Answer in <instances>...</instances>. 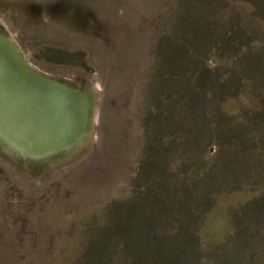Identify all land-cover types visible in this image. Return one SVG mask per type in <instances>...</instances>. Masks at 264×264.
<instances>
[{"label":"rangeland","instance_id":"1","mask_svg":"<svg viewBox=\"0 0 264 264\" xmlns=\"http://www.w3.org/2000/svg\"><path fill=\"white\" fill-rule=\"evenodd\" d=\"M189 18L200 48L191 45ZM0 33L37 72L97 101L89 138L72 158L32 163L0 150V264H76L86 238L109 229L114 205L133 202L127 218L145 224L146 214L162 210L150 200L159 188L170 194L174 179L200 174L219 152L229 167L207 195L215 206L193 220L200 260L213 264L217 246L236 258L245 241L239 264H264V209L244 210L253 217L249 237L230 219L264 191V0H0ZM205 77L218 84L219 105L235 112L224 125L232 135L193 134L177 156L179 129L187 134L191 125V91L199 93ZM249 118L234 153L237 133L228 128ZM188 182L179 193L190 192ZM147 190L152 206H139L133 200ZM162 211L171 222L168 206Z\"/></svg>","mask_w":264,"mask_h":264},{"label":"trees","instance_id":"2","mask_svg":"<svg viewBox=\"0 0 264 264\" xmlns=\"http://www.w3.org/2000/svg\"><path fill=\"white\" fill-rule=\"evenodd\" d=\"M189 22L190 27L188 35L190 33L192 34L193 42L191 45L195 49L199 47L195 42L198 28L191 18H189ZM243 50L247 51V48H243ZM203 76L204 74L200 77ZM205 78L207 80L204 82L205 85L201 87L199 93L191 91V102L189 103L191 105V110H189L190 113L188 112L189 118H191L188 123H191V125L189 126V133L187 134H182V131L179 129V145L175 149L176 152L178 150L180 151L177 156L184 155V149L186 153L189 151L191 148L190 139H192L193 134L197 135V133H200L203 138L206 137V135L210 137V135H217L218 133L232 135L226 128L231 124L227 119L236 117L235 112L224 110L226 101L219 105L218 97L221 90L218 84H216V82H209L210 80L207 77ZM208 84L210 85L208 86ZM207 102L210 103L208 107ZM212 106L214 107L212 108ZM174 116H178V114L173 115V117ZM208 117H212L214 120V122L210 121L209 125L204 120H208ZM195 120H198L200 130L195 128L196 125L192 123ZM224 125H226V127H224ZM243 126V128L236 129L235 131L228 128L231 133H237L236 139L238 140V144L233 146L234 153L240 152V147L242 146L241 142L243 140L241 137L243 134L247 133V127L253 126V124H251V119L249 118L247 126L245 124ZM176 139L175 143L177 141ZM204 139L207 140L208 137ZM258 143L262 149L260 150L261 155H264V133H260ZM201 149L203 151V146H201ZM233 155L235 156V154ZM219 156L220 152L214 159L210 158L209 160H213V162L209 163L206 169L203 167L201 170L195 171L200 174L196 175L193 171L189 173L191 183L197 179V181L193 183L192 188H189L190 192H193V194H190V192L188 193V190H185L182 194L178 192L179 189H181L179 187H183L185 183L189 181L188 177L186 179L187 181H185L184 178L181 181L174 179L170 194L169 192L164 194L161 187L159 188L160 194L155 196L153 200L150 199L160 206L162 205V210L165 206H168L170 212H172L173 222H169L168 217L165 215L166 213L161 209L160 213L155 209L154 217H152V214H146L145 224L136 225L134 220H129L126 215L127 212H131L132 209H130L129 206L133 202L129 201L120 206L114 205L107 217V221L111 223L109 229L86 238L85 247L76 264H203L199 257L200 237L192 233L195 224L193 220L197 217H203V220L206 214L211 212V208L215 206L207 195L210 191L215 190L212 188L216 187L220 172L229 167L228 162V164H223V161L220 162L221 158ZM177 162H179L177 169H182L183 171L187 164L184 165L179 160ZM188 162L189 161H187V163ZM224 181L225 180L221 181V183ZM198 186L199 188H196ZM147 196L148 190L144 194H138V197H135L137 200L135 201L134 199L133 201L139 204V206L146 204L145 202L150 204L148 199L149 196ZM262 203H264V191L256 200H252L244 207L243 205L238 206V211L233 212L230 218L232 227L236 228L237 224L239 228L243 226V229L245 228L248 230L249 237L251 235L249 232V222L253 217H249L244 210L247 209L251 212H253V210H262L264 206L259 209ZM184 221H186V224H184ZM159 227L163 230H160ZM183 230L186 231V233H183ZM244 243L245 241L241 242V250L236 258H225V256L221 254L222 252L218 251L220 246L215 247L217 251H214L216 253L212 258V263H242L248 256V252H246L243 247ZM204 263H206V261H204Z\"/></svg>","mask_w":264,"mask_h":264},{"label":"water","instance_id":"3","mask_svg":"<svg viewBox=\"0 0 264 264\" xmlns=\"http://www.w3.org/2000/svg\"><path fill=\"white\" fill-rule=\"evenodd\" d=\"M96 105L89 90L37 72L0 33V150L32 163L72 158L89 138Z\"/></svg>","mask_w":264,"mask_h":264}]
</instances>
